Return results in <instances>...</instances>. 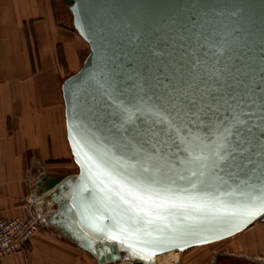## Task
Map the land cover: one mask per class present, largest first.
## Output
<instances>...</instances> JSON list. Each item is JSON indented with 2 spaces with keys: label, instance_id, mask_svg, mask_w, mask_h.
Returning <instances> with one entry per match:
<instances>
[{
  "label": "water",
  "instance_id": "obj_1",
  "mask_svg": "<svg viewBox=\"0 0 264 264\" xmlns=\"http://www.w3.org/2000/svg\"><path fill=\"white\" fill-rule=\"evenodd\" d=\"M61 1L89 51L81 67L60 84L66 139L78 171L52 179L43 189L36 206L42 210L41 221L101 264L117 259L119 251L128 254L121 264H157L158 255L216 242L250 226L264 211L245 222H205L181 237L183 244L163 243V251L145 253L147 260L134 256L119 239H105L98 231L100 224L109 223L99 220L105 208L97 212L84 207L97 186L96 169L85 157L91 153L87 147L81 151V144L87 136L102 151L123 157L126 167L132 163L128 139L135 137L133 129L151 125L133 107H140L141 101L158 103L160 97L183 92L182 102L193 96L196 102L219 101L223 115V101L229 96L258 99L264 90V0ZM121 125L128 129L127 138ZM258 151L246 153L240 169L220 173L227 183L212 194L227 200L222 194L234 196L244 184L258 187L264 179V157Z\"/></svg>",
  "mask_w": 264,
  "mask_h": 264
},
{
  "label": "snow or ice",
  "instance_id": "obj_2",
  "mask_svg": "<svg viewBox=\"0 0 264 264\" xmlns=\"http://www.w3.org/2000/svg\"><path fill=\"white\" fill-rule=\"evenodd\" d=\"M183 96L181 92L160 97L158 103L141 101L140 107L133 106L151 125L133 129L139 139H128L132 163L126 167L123 157L82 138L81 151L87 147L91 153L85 157L96 169L97 186L84 207L97 212L105 208L99 220L109 223L100 224L98 231L105 239H119L145 260L150 259L145 253L163 251L159 247L163 243L183 244L180 238L205 222H245L264 211V179L258 187L244 184L234 196L222 194L227 200L212 194L227 183L220 173L240 169L253 148L264 157V90L258 99L229 96L223 101V115L219 101L196 102L193 96L182 102ZM249 105L252 111L247 110ZM120 107L129 112L123 104ZM121 129L127 138L128 129L123 125Z\"/></svg>",
  "mask_w": 264,
  "mask_h": 264
},
{
  "label": "crops",
  "instance_id": "obj_3",
  "mask_svg": "<svg viewBox=\"0 0 264 264\" xmlns=\"http://www.w3.org/2000/svg\"><path fill=\"white\" fill-rule=\"evenodd\" d=\"M61 0H0V218L41 209L52 179L77 172L66 139L60 84L88 53ZM74 173V174H75ZM211 253L213 255H211ZM264 264V225L159 257L157 264ZM0 264H101L42 222L25 250Z\"/></svg>",
  "mask_w": 264,
  "mask_h": 264
},
{
  "label": "built area",
  "instance_id": "obj_4",
  "mask_svg": "<svg viewBox=\"0 0 264 264\" xmlns=\"http://www.w3.org/2000/svg\"><path fill=\"white\" fill-rule=\"evenodd\" d=\"M41 223V217L37 211L26 216L0 218V258L25 250ZM254 223L264 225V212L255 219ZM126 260H128V254L119 251L117 259L103 264H121ZM171 264H180V262L175 260Z\"/></svg>",
  "mask_w": 264,
  "mask_h": 264
},
{
  "label": "bare ground",
  "instance_id": "obj_5",
  "mask_svg": "<svg viewBox=\"0 0 264 264\" xmlns=\"http://www.w3.org/2000/svg\"><path fill=\"white\" fill-rule=\"evenodd\" d=\"M253 223H254V222H253ZM180 253H181V252H179V251H171V252H168V253H165V254L158 255V256H156V263H157L159 257H161V256H165V258H166L167 256H172L173 258H177V257L179 256Z\"/></svg>",
  "mask_w": 264,
  "mask_h": 264
},
{
  "label": "rangeland",
  "instance_id": "obj_6",
  "mask_svg": "<svg viewBox=\"0 0 264 264\" xmlns=\"http://www.w3.org/2000/svg\"><path fill=\"white\" fill-rule=\"evenodd\" d=\"M88 51H89V50H88ZM73 171H74V172H73L72 174H74V173H75V168L73 169ZM77 171H78V169H77ZM76 173H77V172H76ZM213 254H214V253H213ZM213 254L211 253V255H213Z\"/></svg>",
  "mask_w": 264,
  "mask_h": 264
}]
</instances>
